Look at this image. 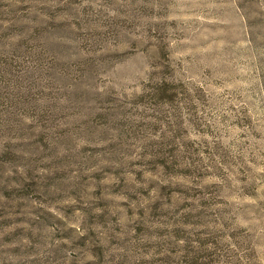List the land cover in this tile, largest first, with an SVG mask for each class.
Wrapping results in <instances>:
<instances>
[{"label":"rangeland","instance_id":"374dc122","mask_svg":"<svg viewBox=\"0 0 264 264\" xmlns=\"http://www.w3.org/2000/svg\"><path fill=\"white\" fill-rule=\"evenodd\" d=\"M0 264H264V0H0Z\"/></svg>","mask_w":264,"mask_h":264}]
</instances>
